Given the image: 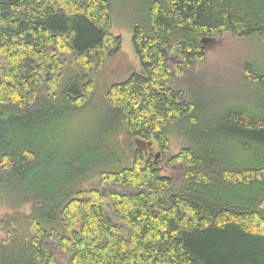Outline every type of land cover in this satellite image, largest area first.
I'll list each match as a JSON object with an SVG mask.
<instances>
[{"label": "trees", "instance_id": "obj_1", "mask_svg": "<svg viewBox=\"0 0 264 264\" xmlns=\"http://www.w3.org/2000/svg\"><path fill=\"white\" fill-rule=\"evenodd\" d=\"M144 1L142 71L109 88L107 113L79 142L69 126L92 103L90 74L122 48L111 1L0 0V189L32 209L3 223L0 264H60L52 246L71 264H264V110L227 111L209 144L185 134L170 160L184 170L177 183L133 143L167 152L173 125L197 130L173 75L206 59L204 39L264 42V0ZM253 81L264 89V74Z\"/></svg>", "mask_w": 264, "mask_h": 264}, {"label": "rangeland", "instance_id": "obj_2", "mask_svg": "<svg viewBox=\"0 0 264 264\" xmlns=\"http://www.w3.org/2000/svg\"><path fill=\"white\" fill-rule=\"evenodd\" d=\"M112 3L113 35L121 37L122 48L118 55L106 59L101 69H94L90 78L93 82L91 105L84 112H76L71 117L70 130H80L76 138L81 142L84 135L85 125L96 119H102L107 113L105 96L109 88L115 83H121L133 73H140L142 66L133 47L134 25L143 20L144 0H110ZM206 59L185 69L182 77L173 75L171 87L184 91L186 99L195 105L194 114L199 121L197 130L190 129L187 124L173 125L169 132L171 139L170 150L162 152L155 140L152 152L147 153L158 165L160 173L177 183L183 179L184 170L182 165L172 164L171 159L176 157L182 149L186 148L189 141L185 134L190 135L197 131L198 135H207L216 140V131L219 133L227 126L223 123V117L227 111L243 108L249 112L264 110V89L254 83L253 79L259 74H264V42L258 37H240L231 33L213 37L204 43ZM167 61L172 69L178 60L177 53H167ZM263 96V97H262ZM95 124V123H94ZM71 133V132H70ZM85 138V137H84ZM83 138V139H84ZM124 143L126 136L122 134L117 138ZM68 137L66 143H75ZM147 142H149L147 140ZM136 145V141L133 140ZM71 146V144H70ZM137 146V145H136ZM194 149H198L194 144ZM135 148L132 147V151ZM143 156L145 152L140 149ZM158 156V157H157ZM239 156V155H237ZM243 156V155H242ZM243 158V157H242ZM100 180L93 179L86 183L84 189H96ZM19 200L9 193L0 189V234L4 236L3 223L16 214L29 215L31 206H18ZM12 227L17 228L22 234L24 220L21 216L14 217ZM60 264H71L61 252L52 246Z\"/></svg>", "mask_w": 264, "mask_h": 264}, {"label": "water", "instance_id": "obj_3", "mask_svg": "<svg viewBox=\"0 0 264 264\" xmlns=\"http://www.w3.org/2000/svg\"><path fill=\"white\" fill-rule=\"evenodd\" d=\"M209 39H204L203 42L206 43ZM136 144L140 149H143L145 152L153 150V143L152 142H145L140 139L136 140ZM158 157V156H157Z\"/></svg>", "mask_w": 264, "mask_h": 264}, {"label": "flooded vegetation", "instance_id": "obj_4", "mask_svg": "<svg viewBox=\"0 0 264 264\" xmlns=\"http://www.w3.org/2000/svg\"><path fill=\"white\" fill-rule=\"evenodd\" d=\"M148 152H152V151H148ZM148 152H147V153H148Z\"/></svg>", "mask_w": 264, "mask_h": 264}, {"label": "bare ground", "instance_id": "obj_5", "mask_svg": "<svg viewBox=\"0 0 264 264\" xmlns=\"http://www.w3.org/2000/svg\"><path fill=\"white\" fill-rule=\"evenodd\" d=\"M136 141V140H135Z\"/></svg>", "mask_w": 264, "mask_h": 264}]
</instances>
